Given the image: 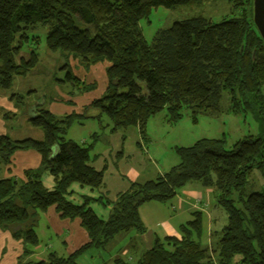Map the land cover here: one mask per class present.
<instances>
[{
  "label": "trees",
  "instance_id": "16d2710c",
  "mask_svg": "<svg viewBox=\"0 0 264 264\" xmlns=\"http://www.w3.org/2000/svg\"><path fill=\"white\" fill-rule=\"evenodd\" d=\"M203 0H0V90H11L14 79L30 73L39 63L33 49L21 55L29 33L39 25L48 27L47 48L73 57L89 69L108 62L104 94L84 108L82 114L57 117L39 105L29 118L44 138L12 139L0 135V163L8 164L17 151L34 150L41 155L40 167L24 172L23 179H0V229L9 230L24 244L17 264H79L88 250L109 249L119 235L147 230L140 207L151 202L168 203L190 182L214 189L216 204L225 211L227 224L211 233L204 244L206 229L202 212L180 226V236L156 239L136 264H264V187L252 189L250 177H264V138L249 137L227 149L226 137L203 138L189 147H177L180 163L168 172L132 182L114 202L104 200V170L91 164L92 147L67 139L68 128L88 118L112 123V131L136 127L147 141L149 120L167 112L176 124L189 109L197 114L220 111L225 93L238 111L259 106L264 125V42L253 23V0H227L236 16L211 22L202 17L175 22L156 32L148 42L139 23L153 8H174ZM36 39V38H35ZM67 67V65L65 66ZM62 82L71 83L76 94L94 91L69 69ZM21 111L29 104L25 96L12 94ZM246 110V109H245ZM89 111L98 114L90 116ZM24 113V112H23ZM17 114L5 112L4 119ZM146 143V142H145ZM55 180L54 189L43 181L44 173ZM73 183L88 188L98 197L83 195L74 202ZM112 210L100 218L91 204ZM55 207L62 219H78L89 242L71 255L51 252L44 260L31 258L40 245L37 224L40 216ZM113 264H131L116 258Z\"/></svg>",
  "mask_w": 264,
  "mask_h": 264
},
{
  "label": "rangeland",
  "instance_id": "374dc122",
  "mask_svg": "<svg viewBox=\"0 0 264 264\" xmlns=\"http://www.w3.org/2000/svg\"><path fill=\"white\" fill-rule=\"evenodd\" d=\"M232 16H236L235 11L227 0H203L199 3L180 5L174 8H166L163 6L153 8L150 15L140 21L139 26L144 38L148 42H152L157 31L160 29H168L178 21L202 17L211 22H221ZM48 32V27L39 25L34 31L29 33L30 40L25 42L21 55L27 59L30 52L35 49L39 54V63L27 75L16 77L11 90L8 92H20L25 96L29 105L34 102L36 104H42L44 108L49 110L52 102H56L55 104L62 102L61 97L64 99L71 95L70 92L73 93L77 90L71 83L61 81L65 78V68H67L85 84L91 86L94 83L96 84L94 91L78 94L79 96L72 94V96L77 98L75 102L79 106L84 105L80 109L82 114L85 107L90 105L94 99L100 98L106 91L108 84L106 69L109 63H99L86 69L77 59L71 56L66 57L61 52H51L47 48ZM66 65L67 67H65ZM0 92L5 91L0 90ZM262 92L264 94V86ZM85 101H87L86 104H84ZM65 105L63 103L57 104L60 108ZM233 106L229 95L225 93L218 113L197 114V120L194 121L191 111L185 109L183 111V119L176 124L170 123L167 112L163 111L149 120L147 126L148 139L147 141L145 140L146 144L136 127L118 130L116 132L112 131V123L105 116L102 118V121L95 118H88L82 124L74 123L68 128L66 138L85 147H92L91 154L94 157L96 156L94 162L108 157V154H111V158H113L119 152L120 154L122 152L127 154L128 151H134L131 156L139 152L145 163L143 167H147L148 171L154 168L151 163L152 160L155 165L156 163L158 164V167L162 170L161 172H168L181 161L176 148L189 147L199 139H220L226 137L227 149H232L241 139H247L252 136L264 138V125L259 119V106L256 105L248 109L240 103V109L237 112L234 111ZM89 113L90 116L98 114L97 111H89ZM22 116L19 115L17 120H13V128L15 131H12V133L17 134L26 126L23 123L24 121H22ZM29 125L30 128H34L30 123ZM32 130V134L39 131L44 136L42 129L34 128ZM144 145H147L146 150H143V148L141 150V147H144ZM135 157H128V160L133 166H135L134 163L136 162L134 159L137 160ZM156 177L154 176L152 179ZM75 185L78 184L73 183L72 186ZM250 185L254 190H260L264 187V177L260 172L256 171L251 175ZM172 203L173 200L167 204L171 205ZM93 205L91 204L93 211L102 217L104 210L107 208L106 205L101 203H94ZM223 212L226 225L227 215L224 210ZM221 224H218L219 227L222 226ZM178 235L180 236V231ZM39 236L42 240V249L46 254L53 251L51 248H48L49 245L55 249L54 251H58V254L64 255L61 254L63 253L61 252L63 250L62 244L55 237L50 241L48 237L45 238L42 234H39ZM130 263L136 264L137 262L132 261Z\"/></svg>",
  "mask_w": 264,
  "mask_h": 264
},
{
  "label": "crops",
  "instance_id": "0c3cea01",
  "mask_svg": "<svg viewBox=\"0 0 264 264\" xmlns=\"http://www.w3.org/2000/svg\"><path fill=\"white\" fill-rule=\"evenodd\" d=\"M16 93L22 95L20 92H0V135H9L12 139L34 138L42 140L44 138L43 134L39 131L32 134L31 130L34 128H30L29 125L30 116L35 114L37 106H42V104L32 102L26 112H20V109L11 100V95ZM66 93H71V95L64 99L61 97L62 102H57V104L63 103L67 106L65 105L60 108L55 104L56 102H52L49 111L58 117L72 113L81 114L80 109L84 105L79 106L75 102L77 98L72 96V94H76V92ZM76 96L79 95L76 94ZM27 103L29 104L28 101ZM54 104L55 106H53ZM5 112L15 113L17 116L11 120H6L3 117ZM19 115H23L22 121H24L23 123L26 126L23 128L24 131L21 130L19 133L14 134L12 133V131H15L13 120H17ZM146 146L141 147V150L142 148L146 150ZM124 153L120 154L119 152L113 158H111V154H108L107 159L101 158V160L99 159L91 164L98 171L104 170V185L99 190V194L103 196L104 200L114 202L120 193L126 192L129 189L132 182L150 180L154 176L165 173L161 172L162 170L158 167V164L156 163L155 165L151 159L149 160H151L154 168L148 171L147 167H143L145 163L139 152L134 154L137 160L134 159L136 162L134 163L135 166H133L128 157H134L131 156L134 151H128L127 154ZM41 162V155L34 150L17 151L13 154L8 164L0 163V179H23L26 170L40 167ZM42 181L48 189L55 188L56 182L49 173H44ZM78 185L70 187V190L74 193L71 197L74 202L82 203L83 199L81 196L83 195L98 197L99 194L92 193L88 188H82ZM94 203H92V206H94ZM215 203L216 199L213 188L206 187L198 181L190 182L179 191L171 205L151 202L140 207V216L147 228L144 234L132 231L127 235H119L109 249L92 248L81 255L77 261L79 264H113L116 258H122L128 262H138L143 254L153 247L156 239L163 240L169 236H179L180 226L190 221L193 213L198 211L202 212L204 216V226L206 228L204 244L208 245L212 240L211 233L214 230H220L225 225L224 212ZM106 207L102 217L98 215L104 220L110 217L112 210L111 205ZM218 224L222 226L219 227ZM37 230V233L42 234L45 238L48 237L50 241L55 237L57 241L61 242L63 248L61 250L63 253L61 254L67 256L73 254L89 242L88 234L82 228L80 221L78 219H62L55 207H51L40 216ZM39 239L40 245L36 248L35 254L31 258L44 260L49 253L46 254L43 251L40 236ZM48 248H51L52 252H58L54 251L55 249L49 245ZM23 251L24 244L21 240H16L12 236L11 231L0 229V264H17Z\"/></svg>",
  "mask_w": 264,
  "mask_h": 264
},
{
  "label": "water",
  "instance_id": "95a60500",
  "mask_svg": "<svg viewBox=\"0 0 264 264\" xmlns=\"http://www.w3.org/2000/svg\"><path fill=\"white\" fill-rule=\"evenodd\" d=\"M253 23L264 42V0H253Z\"/></svg>",
  "mask_w": 264,
  "mask_h": 264
}]
</instances>
